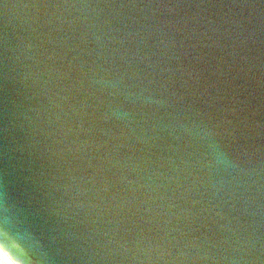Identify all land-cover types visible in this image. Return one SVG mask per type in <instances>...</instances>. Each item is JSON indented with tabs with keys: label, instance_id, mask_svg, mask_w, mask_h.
I'll use <instances>...</instances> for the list:
<instances>
[{
	"label": "water",
	"instance_id": "obj_1",
	"mask_svg": "<svg viewBox=\"0 0 264 264\" xmlns=\"http://www.w3.org/2000/svg\"><path fill=\"white\" fill-rule=\"evenodd\" d=\"M0 247L264 264V0H0Z\"/></svg>",
	"mask_w": 264,
	"mask_h": 264
},
{
	"label": "bare ground",
	"instance_id": "obj_2",
	"mask_svg": "<svg viewBox=\"0 0 264 264\" xmlns=\"http://www.w3.org/2000/svg\"><path fill=\"white\" fill-rule=\"evenodd\" d=\"M0 264H15L13 260L0 247Z\"/></svg>",
	"mask_w": 264,
	"mask_h": 264
}]
</instances>
